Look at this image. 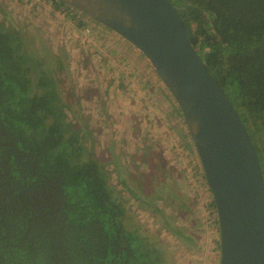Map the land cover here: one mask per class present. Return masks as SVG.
Returning <instances> with one entry per match:
<instances>
[{
    "label": "trees",
    "instance_id": "obj_1",
    "mask_svg": "<svg viewBox=\"0 0 264 264\" xmlns=\"http://www.w3.org/2000/svg\"><path fill=\"white\" fill-rule=\"evenodd\" d=\"M169 2L253 128L264 178V0ZM57 64L19 27L0 22V264H165L166 250L133 222L73 131L59 76L67 69L62 63L55 72ZM164 225L188 237L166 219Z\"/></svg>",
    "mask_w": 264,
    "mask_h": 264
},
{
    "label": "rangeland",
    "instance_id": "obj_2",
    "mask_svg": "<svg viewBox=\"0 0 264 264\" xmlns=\"http://www.w3.org/2000/svg\"><path fill=\"white\" fill-rule=\"evenodd\" d=\"M58 2L0 0V22L19 27L40 55L54 57L55 72L65 65L59 76L73 131L133 222L166 250L165 264H221L214 198L165 85L132 44ZM165 219L183 229L186 240L167 230Z\"/></svg>",
    "mask_w": 264,
    "mask_h": 264
},
{
    "label": "water",
    "instance_id": "obj_3",
    "mask_svg": "<svg viewBox=\"0 0 264 264\" xmlns=\"http://www.w3.org/2000/svg\"><path fill=\"white\" fill-rule=\"evenodd\" d=\"M138 49L173 96L214 198L221 264H264V178L241 115L169 0H59Z\"/></svg>",
    "mask_w": 264,
    "mask_h": 264
}]
</instances>
